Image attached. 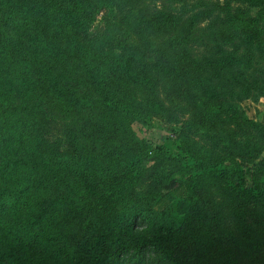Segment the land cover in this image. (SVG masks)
Returning <instances> with one entry per match:
<instances>
[{"label": "trees", "instance_id": "16d2710c", "mask_svg": "<svg viewBox=\"0 0 264 264\" xmlns=\"http://www.w3.org/2000/svg\"><path fill=\"white\" fill-rule=\"evenodd\" d=\"M196 2L184 17L165 0H0V264H264V124L234 104L264 95V71L244 72L264 54V0ZM216 10L223 42L197 56V25ZM160 81L188 101L203 153L131 129L170 112ZM246 154L260 158L250 179ZM181 186L179 221L153 209ZM143 222L150 235L128 240Z\"/></svg>", "mask_w": 264, "mask_h": 264}, {"label": "rangeland", "instance_id": "374dc122", "mask_svg": "<svg viewBox=\"0 0 264 264\" xmlns=\"http://www.w3.org/2000/svg\"><path fill=\"white\" fill-rule=\"evenodd\" d=\"M209 6H206V10H212V3L211 2H220V4H223V0H207ZM163 2L160 1L158 3V6L163 7ZM165 4L169 5L170 10L174 12H179L183 14V16L191 15L194 12H200L202 7L195 6L197 4L196 0H174L173 2H168L165 0ZM234 8H240V11L243 12H249L251 15H257L259 13L258 8L250 7L243 3H232ZM204 8V7H203ZM219 10H216L211 17H205L202 18L201 21L198 23L196 28V34L199 36L195 41V54L199 56L200 54H207L210 53L213 50H216V44L218 42H223L221 39L220 33L221 28L224 26L223 19L218 17ZM260 15V13H259ZM105 26V16L101 13L97 17V19L93 22L91 26V30L94 33L102 32ZM114 27L116 28V24H114ZM254 69L252 70H245L244 72L246 74H251V76L258 77L260 76L264 71V54L261 55V52L256 49L255 50V59L253 63ZM261 78H264V76H261ZM158 91L157 96L162 100L163 104L169 108L170 112L167 113V115H159L154 114V116L149 119L145 124H139V123H133L131 125V129L136 133L138 138L141 140H144L145 142L149 143L153 148L156 147H162L165 151L173 154V155H180V151L178 150V143H179V137L181 134V137L185 142L188 144H191L196 140L197 144H192V148H197L199 152L203 153V149L206 147V144L204 142L198 141L199 137L197 134V129L192 128L188 125V121L192 119V109H190L187 106L186 99L180 98L177 99V105L174 104V92L172 91H166L164 90L165 84L164 82L160 81L158 84ZM241 101H234V104L236 103L238 107L242 108V110L245 112L246 116L253 122H261L264 124V95H249L246 97L240 96ZM165 109V108H164ZM164 111H167L166 109ZM56 134H61V132H56ZM212 135V134H210ZM215 140V139H214ZM217 142V141H215ZM215 147V146H214ZM64 150V148H63ZM185 156V161L187 162L186 165H174V174H181V176L187 175L189 172V168L187 166L192 163L191 159L188 155ZM264 156V153H263ZM145 159V158H144ZM259 156L253 155H245V160L247 162H243L242 160H237V165L239 168V171L244 174L248 179L251 178L253 165L252 160L254 164H257L259 160ZM145 163L143 165H151V160L146 159ZM143 161V159L140 160ZM167 168H170L167 166ZM264 171V169H262ZM178 176V175H176ZM149 180V177L146 175L141 179V182H145L142 186L147 184ZM262 181L264 183V177L262 178ZM204 183L211 182L210 179L204 180ZM202 182V183H203ZM139 184V182L136 184V186ZM212 184V182H211ZM206 186V185H205ZM193 188V187H192ZM189 189L184 187H178L174 191H172L170 194L163 198H159L154 204L153 209L155 210H163L168 209L169 216L174 221H179L182 217L179 216V214L176 211V204L177 202L181 201L183 198H185L188 194ZM205 193H209V190H207ZM225 194V193H224ZM225 197L220 194L219 202L224 204ZM233 200V199H232ZM80 202H77L72 206V210L76 213H81V211H84L85 209L82 208V206H78ZM111 203V202H110ZM82 204V203H81ZM229 204V203H228ZM110 205V204H108ZM66 210H69L68 204H66ZM232 213V209L229 210ZM110 212V211H108ZM105 215H103L104 217ZM154 220V219H153ZM70 222L74 223L76 225V222L70 219ZM246 222H248L247 227H245L244 230L247 228H252V224L249 219H246ZM153 223V221L150 222L149 226ZM174 223V222H173ZM228 224V222H227ZM149 226L145 224V222L139 224L136 228H128L125 237L130 240L138 237H144L150 235V229ZM173 239L174 242V235L170 238ZM206 241V240H205Z\"/></svg>", "mask_w": 264, "mask_h": 264}]
</instances>
